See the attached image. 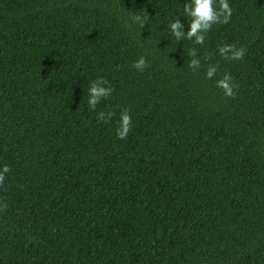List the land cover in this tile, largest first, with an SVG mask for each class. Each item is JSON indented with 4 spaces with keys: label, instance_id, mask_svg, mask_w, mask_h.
I'll return each instance as SVG.
<instances>
[{
    "label": "trees",
    "instance_id": "obj_1",
    "mask_svg": "<svg viewBox=\"0 0 264 264\" xmlns=\"http://www.w3.org/2000/svg\"><path fill=\"white\" fill-rule=\"evenodd\" d=\"M187 2L0 0V264H264V0L202 45L169 31Z\"/></svg>",
    "mask_w": 264,
    "mask_h": 264
},
{
    "label": "clouds",
    "instance_id": "obj_2",
    "mask_svg": "<svg viewBox=\"0 0 264 264\" xmlns=\"http://www.w3.org/2000/svg\"><path fill=\"white\" fill-rule=\"evenodd\" d=\"M183 12L184 15L173 17V19L169 21L168 28L171 35L177 40L187 38L193 40L195 44L202 45L205 41V34L211 29L213 24H227L229 22L232 15V8L229 0H189V2L184 4ZM181 17L187 18V32L183 31L185 23ZM131 20L133 23L144 27L145 21L148 22V14H141L140 12L134 13L131 16ZM218 51L225 59L236 60L244 56L245 49L243 47H236L233 44H224L219 47ZM189 55L193 57V59L188 62L189 67L193 69L198 68L200 60L196 58L195 49H192ZM147 66V62L143 56L134 62V67L139 71H143ZM217 67V65H210L207 68L206 76L212 78L217 72ZM216 85L224 90L225 96L234 95V85L231 83L230 75L225 74L222 79L216 81ZM111 91L110 84L103 77H97L95 80L91 81L87 89V104L89 110H94L101 99L111 95ZM113 115L112 112L105 114L103 111H100L97 113V119L107 120L111 119ZM131 124L132 121L128 109L125 108L121 110L116 135L121 139L126 138ZM8 171L9 168L7 165L0 168V181L4 179V174Z\"/></svg>",
    "mask_w": 264,
    "mask_h": 264
}]
</instances>
